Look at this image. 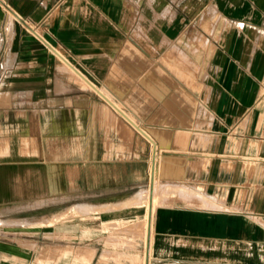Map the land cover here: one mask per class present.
<instances>
[{
	"label": "crops",
	"instance_id": "1",
	"mask_svg": "<svg viewBox=\"0 0 264 264\" xmlns=\"http://www.w3.org/2000/svg\"><path fill=\"white\" fill-rule=\"evenodd\" d=\"M16 205L143 206L94 264H264V0H0V211ZM26 224L0 215L3 262L29 258ZM42 242L31 264L92 262Z\"/></svg>",
	"mask_w": 264,
	"mask_h": 264
},
{
	"label": "rangeland",
	"instance_id": "2",
	"mask_svg": "<svg viewBox=\"0 0 264 264\" xmlns=\"http://www.w3.org/2000/svg\"><path fill=\"white\" fill-rule=\"evenodd\" d=\"M155 192H157V187H155ZM147 190H144L141 194L145 195L147 194ZM140 195V194H139ZM144 204L147 203V199L143 200ZM138 202V200H137ZM157 203V201H156ZM156 205V204H155ZM94 211L90 213H75L67 210V206H54L52 210H46L45 212L43 210H37L36 208H33V206H15L10 207V209H6L5 211L1 212L0 215H9V216H17V217H25V220L28 222H33L34 224H26L19 227H13L14 229L20 230L23 232V234H28V241L24 239L17 240V243L20 245L26 246V243H33V245L30 247L32 250L30 253V256L25 261H17L13 264H31L35 263L36 260L34 259L35 255L37 254V250H39V246L43 245L42 241L46 242L47 246H44L45 248H56V247H72L73 249H81L82 247H89L94 249V256L92 259V262L90 264H94L97 260V257L102 252L103 248H109L111 249L108 244L112 241L111 237L108 236H117L116 238L124 234L125 228L133 224H140L141 218H142V208L143 206H140L138 208H129L127 210L120 209V206H110L109 209H106L104 206H94ZM147 208V207H146ZM29 209V210H26ZM155 207L153 208L154 211ZM99 211V212H98ZM148 212V210H147ZM147 212L145 214V218L147 215ZM43 213H46L48 215L46 217V221L51 219L52 215H59L61 214V218L57 220H52L48 226H42L39 224H35L38 221L44 220ZM48 213V214H47ZM71 215V216H69ZM92 216L95 218L92 219ZM115 217H123L125 223H121L118 225H114L112 222V218ZM132 220V221H131ZM102 223H101V222ZM88 224L89 226H94L96 228L103 227L101 229L99 234H96L95 236H87L82 237L80 234V227L81 224ZM46 224V223H45ZM63 224V225H62ZM41 226V227H40ZM61 226H65L61 229ZM3 227L0 225V228ZM25 232V233H24ZM46 238L43 239V238ZM23 238V237H19ZM35 239V241H33ZM134 241L139 240L138 237H134ZM24 240V241H23ZM127 240V239H126ZM118 241V240H117ZM128 241V240H127ZM126 242V241H124ZM134 244V243H133ZM28 247V246H27ZM41 248V247H40ZM132 250H136L140 252V245L139 242L132 246ZM43 250V249H41ZM109 261L114 262V259L112 258L113 253L109 254ZM0 264H9L6 262H3L0 260Z\"/></svg>",
	"mask_w": 264,
	"mask_h": 264
},
{
	"label": "bare ground",
	"instance_id": "3",
	"mask_svg": "<svg viewBox=\"0 0 264 264\" xmlns=\"http://www.w3.org/2000/svg\"><path fill=\"white\" fill-rule=\"evenodd\" d=\"M113 103V102H112ZM157 185V184H156ZM165 189V188H164ZM165 192H167V191H165ZM163 193H164V191H163ZM162 195V192H161V194L160 195H158L157 194V192H154L153 193V197L150 199V195H149V192L147 191V194H145L144 196H145V198H144V200L145 199H147V203H145V205H146V207H147V210H149V207L151 208V210L153 211V208L155 207V204H156V201H158V196H161ZM162 197V196H161ZM160 197V198H161ZM143 202L144 201H142V204H143ZM71 211V210H70ZM73 212H75V213H77L76 211H75V209H73ZM99 212V211H98ZM69 216H71V215H69ZM148 217V213H147V215H146V218ZM57 219H59V218H57ZM144 244H145V242H144Z\"/></svg>",
	"mask_w": 264,
	"mask_h": 264
}]
</instances>
